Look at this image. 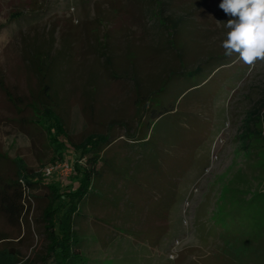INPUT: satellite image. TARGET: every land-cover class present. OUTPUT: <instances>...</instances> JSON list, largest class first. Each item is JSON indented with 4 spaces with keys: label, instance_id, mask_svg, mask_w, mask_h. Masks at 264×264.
Returning <instances> with one entry per match:
<instances>
[{
    "label": "rangeland",
    "instance_id": "obj_1",
    "mask_svg": "<svg viewBox=\"0 0 264 264\" xmlns=\"http://www.w3.org/2000/svg\"><path fill=\"white\" fill-rule=\"evenodd\" d=\"M220 2L0 0V187L20 168L32 182L22 221L0 212V253L55 263L49 187L74 191L62 182L73 176L45 170L64 158L89 167L94 154L78 148L107 136L72 217L79 264H264V61L249 67L224 55ZM40 57L57 126L30 105ZM153 97L177 112L140 142V100ZM59 205L63 214L66 196Z\"/></svg>",
    "mask_w": 264,
    "mask_h": 264
},
{
    "label": "trees",
    "instance_id": "obj_2",
    "mask_svg": "<svg viewBox=\"0 0 264 264\" xmlns=\"http://www.w3.org/2000/svg\"><path fill=\"white\" fill-rule=\"evenodd\" d=\"M211 60L212 59L210 58L205 63H208ZM235 60L237 59L216 66L210 72V75L202 82V84L205 83L209 78H211L215 73H219L222 70L221 68L231 67L232 63H234ZM38 61L39 63H36L35 65L40 78V88L37 93L31 95L32 100L30 105L34 114L41 116V119L39 120L40 122L43 121V123L50 124V122L53 121L57 126L59 120L56 116L55 111L57 107L56 95L53 92L50 77L43 64L46 67L48 66L46 65V62L42 57L38 58ZM202 67L203 65L201 64L200 67L196 69V71L201 70ZM218 70L220 71L217 72ZM180 74V72L172 73L165 81H169L173 76H179ZM240 79L242 80V75ZM165 83L166 82H164L163 85L157 91H155V94L157 96H160V94L162 93V89ZM153 99L154 97L151 101L148 98L144 102L142 99L140 100L142 115L141 121L144 130L141 139H136L137 141L140 140V142H143L148 139L150 132L155 128L157 121H162L165 116L177 112L175 106L172 109H166L162 106H158V104L153 103ZM46 128L47 133L50 134V139L53 141H59L55 132H53L54 134L51 135L50 132L53 131L51 125ZM53 141L51 142L53 143ZM107 144L109 145V138L107 136H103L97 139L94 138L88 140L82 147L78 148L83 150L88 148L94 154V157L89 160V167L81 168L77 164L74 165L75 171L72 174V183L69 180L62 181L64 188L67 187L66 191H69L71 189H73L74 191L62 194L60 193L59 187H57L56 185L49 187L54 197L45 212V217L49 220V225L46 227V230L49 231L51 238L50 253L54 254V264H69V262H71V264L81 263V260L79 261L78 253H74L75 240L72 231V217L77 212L79 204H81L89 195V192L93 186V179L97 174L96 167L101 159L102 154L106 150ZM59 161L69 162L70 160L64 158L63 160ZM22 177L26 180V182L21 179ZM30 188H32V182L29 181V176L25 177L24 168H20L19 172L16 173L15 179L4 182L3 186L0 187V212L11 221H22L26 215L24 203ZM63 196H66V198L68 199V205L67 208H65L66 210L64 211V213L61 214V212L64 210V207L62 205H59L57 206V208H55V205L60 199H62ZM4 239L5 238L0 239V242ZM74 260H76V262H74ZM0 264H19V261L14 253H11L9 251H2L0 253Z\"/></svg>",
    "mask_w": 264,
    "mask_h": 264
},
{
    "label": "clouds",
    "instance_id": "obj_3",
    "mask_svg": "<svg viewBox=\"0 0 264 264\" xmlns=\"http://www.w3.org/2000/svg\"><path fill=\"white\" fill-rule=\"evenodd\" d=\"M219 9L228 17L217 20L227 30L221 44L224 55L236 56L249 67L264 61V0H221Z\"/></svg>",
    "mask_w": 264,
    "mask_h": 264
},
{
    "label": "built area",
    "instance_id": "obj_4",
    "mask_svg": "<svg viewBox=\"0 0 264 264\" xmlns=\"http://www.w3.org/2000/svg\"><path fill=\"white\" fill-rule=\"evenodd\" d=\"M74 166L66 161H59L55 163L52 167L45 170V176L51 178L53 176H58L63 179L70 178L74 173Z\"/></svg>",
    "mask_w": 264,
    "mask_h": 264
}]
</instances>
